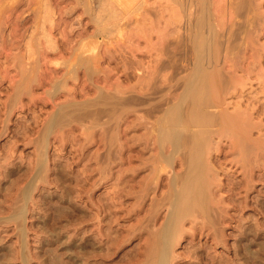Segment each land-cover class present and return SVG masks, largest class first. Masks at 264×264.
Segmentation results:
<instances>
[{
    "label": "rangeland",
    "instance_id": "obj_1",
    "mask_svg": "<svg viewBox=\"0 0 264 264\" xmlns=\"http://www.w3.org/2000/svg\"><path fill=\"white\" fill-rule=\"evenodd\" d=\"M81 1L0 0V264H153L152 249H161L170 222L165 264H264V0L239 7L223 0H101L99 7ZM206 22L224 41L210 71L228 69L220 68L224 87H212L229 94L220 90L226 103L214 96L205 109L219 114L227 105L236 113L238 106L248 132L243 127L241 139L211 134L205 165L212 166L198 179L204 210L179 221L172 211L189 160L184 145L173 147L164 136L191 140L198 127L184 126L187 102L181 125L165 124V115L179 105L183 77L193 71L190 51L180 64L176 41L205 34L199 27ZM210 170L220 178L211 179Z\"/></svg>",
    "mask_w": 264,
    "mask_h": 264
},
{
    "label": "bare ground",
    "instance_id": "obj_2",
    "mask_svg": "<svg viewBox=\"0 0 264 264\" xmlns=\"http://www.w3.org/2000/svg\"><path fill=\"white\" fill-rule=\"evenodd\" d=\"M82 1H85V0H82ZM81 1V2H82ZM90 1V0H89ZM94 3V6L95 7H99L100 5H101V3H102V1L101 0H92ZM112 1V0H111ZM189 1H191V0H189ZM197 1V0H196ZM206 0H201V2H205ZM209 1H211V0H209ZM215 1V0H214ZM219 1V0H218ZM222 1V0H221ZM220 1V2H221ZM225 3L227 2V3H229V6H230V4H233V6H240L239 4L240 3H249L250 2V4H252V2L251 1H253V0H223ZM222 1V2H223ZM256 1V0H255ZM261 1H263V0H261ZM45 2V1H44ZM88 2V1H87ZM104 2H105V0H104ZM103 2V3H104ZM183 2V1H182ZM187 2V1H186ZM191 2H193V1H191ZM198 2V1H197ZM199 2H200V0H199ZM254 2V1H253ZM257 2V1H256ZM255 2V3H256ZM39 4H41L40 2H38ZM43 3V2H42ZM79 3V2H78ZM84 3H86V1L84 2ZM91 3V2H90ZM210 3V2H209ZM239 3V4H238ZM44 4V3H43ZM106 4H107V2H106ZM211 4V3H210ZM213 4V3H212ZM218 4H219V2H218ZM236 4V5H235ZM254 4V3H253ZM109 5V4H108ZM181 5V4H180ZM200 5H201V3H200ZM214 5H215V3H214ZM222 5V4H221ZM223 5H225V4H223ZM48 6V5H47ZM46 6V8H48ZM90 6V5H89ZM88 6V7H89ZM142 6V5H141ZM146 6V5H145ZM212 6V5H211ZM211 6H209V7H211ZM232 6V5H231ZM242 6V5H241ZM44 7L45 6H43V8L42 9H44ZM51 7V6H50ZM71 7V6H70ZM87 7V6H86ZM111 7V6H110ZM110 7L108 6V7H105V8H109L110 9ZM182 7V6H181ZM199 7V6H198ZM224 7V6H223ZM247 7H249V6H247ZM83 8V7H82ZM144 8V7H143ZM182 8H184V7H182ZM181 8V9H182ZM219 8V7H218ZM253 8V7H252ZM49 9V8H48ZM69 9V8H68ZM85 9V12H86V8H84ZM89 9V8H88ZM93 9V8H92ZM99 9V8H98ZM98 9H96V11L98 10ZM114 9V8H113ZM180 9V10H181ZM199 9V8H198ZM211 9V8H210ZM232 9V8H231ZM235 9V8H234ZM237 9H239V8H237ZM260 9V8H259ZM104 10H106V9H103V11ZM111 10V9H110ZM151 10V9H150ZM243 10H244V8H243ZM258 10V9H257ZM89 11V10H88ZM93 11H94V9H93ZM92 11V12H93ZM101 10L99 9V11H98V13L96 14V18H97V15H99ZM102 11V12H103ZM208 11V10H207ZM239 11V10H238ZM248 11V10H247ZM254 11V10H253ZM41 12V11H40ZM44 12V11H43ZM47 12H48V10H47ZM47 12H45V13H47ZM49 12H50V10H49ZM53 12V11H52ZM66 12V11H65ZM95 12V11H94ZM105 12H107V11H105ZM111 12V11H110ZM113 12H114V10H113ZM112 12V13H113ZM148 12V11H147ZM182 12V11H181ZM180 12V13H181ZM191 12V11H190ZM203 12V11H202ZM209 12V11H208ZM217 12V11H216ZM104 13V12H103ZM108 13V12H107ZM111 13V15H113ZM115 13V12H114ZM179 12H177V14H178ZM205 13V12H204ZM211 13V12H210ZM246 13V12H245ZM244 13V14H245ZM90 14V13H89ZM190 14V13H189ZM192 14V13H191ZM233 14H234V12H233ZM236 14H238V13H236ZM261 14H262V12H261ZM263 14H264V11H263ZM42 15H43V13H42ZM50 15V14H49ZM92 15V14H91ZM110 15V16H111ZM194 15V14H193ZM199 15V14H198ZM197 15V16H198ZM207 15H208V13H207ZM210 15V14H209ZM249 15H251V14H249ZM248 15V16H249ZM48 16V15H47ZM93 16V15H92ZM196 16V17H197ZM239 16V15H238ZM254 17L256 16L255 14L253 15ZM262 16V15H261ZM264 16V15H263ZM40 17V16H39ZM38 17V18H39ZM43 17H44V15H43ZM89 17H90V15H89ZM108 17V16H107ZM181 17H182V15H181ZM187 17V16H186ZM188 17H189V15H188ZM199 17H200V15H199ZM253 17V18H254ZM111 18H113V17H111ZM114 18H116V17H114ZM183 18V17H182ZM207 18H210V17H207ZM248 18H250V17H248ZM252 18V19H253ZM261 18H263V17H261ZM46 19V18H45ZM52 19V18H51ZM91 19H93V18H91ZM101 19V18H100ZM103 19V18H102ZM106 19V18H105ZM104 19V20H105ZM110 19V18H109ZM118 19V18H117ZM190 19V18H189ZM38 20V19H37ZM49 20V19H48ZM47 20V21H48ZM94 20H96V19H94ZM111 20V19H110ZM122 20V19H121ZM201 20H202V18H201ZM210 20V19H209ZM255 20V19H254ZM261 20V19H260ZM45 21V20H44ZM51 21V20H50ZM189 21V20H188ZM206 21V20H205ZM205 21H204V24H205ZM250 21V20H249ZM259 21V20H258ZM43 22V21H42ZM52 22V21H51ZM50 22V23H51ZM97 22L98 23H100L99 22V16H98V20H97ZM190 22V21H189ZM196 22V21H195ZM208 22V21H207ZM206 22V23H207ZM211 22V21H210ZM232 22V21H231ZM97 23V24H98ZM112 23V22H111ZM192 23V22H191ZM234 23V22H233ZM236 23V22H235ZM254 23V22H253ZM52 24V23H51ZM211 24V23H210ZM210 24L209 23H207V25H209L210 26ZM262 24H264V23H262ZM102 25V24H101ZM195 25V24H194ZM200 25H202V23H200L199 24V26ZM206 25V24H205ZM244 25H246V24H244ZM252 27H253V25L252 24H250ZM103 26V25H102ZM115 26V25H114ZM118 26V25H117ZM203 26V25H202ZM209 26L208 27H206L205 28V26L204 27H199L200 28V30H201V28H202V30L203 31H206V35L204 34V33H202V35L201 36H194V38H193V36H192V40H191V42H190V40H188L189 41V44L187 43V41H185V38L186 37H183L182 35H180V37L182 36V38L180 39V38H176V40H178V41H176L177 42V45L176 46H178V48H179V53L181 52V57H179L180 58V64L183 66V65H185L184 63H182V61L184 60V56H186L187 57V55H189V56H191L190 54H188V51H190V53L192 54V56L193 57H191V58H193V61L191 60V59H189V56H188V58L187 59H189L190 61H189V63H191V65H192V69H193V71H192V69L190 68V70L192 71V72H190V70H189V72L191 73H187V74H190V76L188 77L187 76V74L185 75V76H187L188 78H186L185 76L183 77V78H185V80L183 79H181L182 80V84H183V86H184V90H183V92H182V89H181V91L180 92H182V93H180L179 92V94H178V100H179V102H178V104L179 105H177V106H175V108L174 109H171L172 111H170L171 113H170V115L166 118V116L167 115H165V119H168V120H166V122H165V124L167 123V121H168V123H172V124H174L175 125V123H176V126L180 123V125H181V121H180V118L182 117V113H181V106H182V104L183 103H185V102H187V106H186V108H185V110H186V112L184 111V113H186V115H184V120H185V125L184 126H186V124H193L194 126H197L198 128H197V130L193 133V131H191V133H193V134H190V136L192 135V137H190L189 139H191V140H188V138L186 137V136H183V134H182V136H180V137H177V138H174V139H172V137L170 136V133L169 132H171V131H168V134L167 135H165L164 137H165V139L166 140H168L169 142H171L172 143V146L173 147H177V145H181V146H183L184 148H186V149H184V150H186L187 152V154H186V156L188 157V162H187V164L186 165H188V167H185V170H186V176L185 177H183L184 179H185V181H186V183H184L183 182V180L184 179H182L181 180V182L183 183V189H182V187H181V190H180V187H178L179 188V201L176 203V209H173V211H172V213H173V215H175V219L177 220H179V221H181V219L185 216V215H188V214H191L192 213V215H193V212L194 211H196V209L197 208H203V210H204V207H203V202H204V200H205V198L203 197V189H204V187H203V189H202V187L199 185L200 183L198 182L199 180V178L202 176V171L204 170L203 169V167L204 168H206L207 169V167H206V165H205V161L207 160H205V156H206V158L208 157L207 155V152H209L208 150H210L209 148H210V146L211 145H213V144H211L210 146H209V144H210V139H211V143H212V138H211V136L214 134V135H217V136H219V135H221V136H223V135H225L226 133H228V132H230L231 134H235L236 136H235V138L237 139V138H239V139H241V138H243V136L241 137V129L243 128V127H245L246 125H244L245 124V122L247 121V119L244 117L245 115H246V113L245 114H243L242 112L243 111H237V109H238V106H237V108L236 107H234V108H236V111H234V112H236V113H233L231 110H229V113L226 111L227 110V105H226V108L224 109V112H222V113H219L218 114V111L217 112H215L214 111V113L212 112V113H209V111H208V109L206 110L205 109V107H208L209 105H210V103H211V105L210 106H212V104H215V103H213V101H212V98L215 96V98H217V100H220L219 102H221V99H219V93H220V90H223V94H221V95H226V94H229V93H227V91H226V89L225 88H221V89H217L218 87H216V89H214V87H212V85H215V84H218V86H220L221 84V86H223V83L226 81L225 80V73H224V75L221 73V70L222 69H225L224 67H219V69L218 68H216V70H215V72L214 73H211V67L213 68V67H218L217 66V61H216V58H215V55H218L217 54V51H219V52H222L220 49V45H223V43H224V41H222L223 40V38H222V35H218V32L216 33V35L214 34V32L212 33V31H214V30H212L211 28L214 26H210V28H209ZM217 26V25H216ZM255 26V25H254ZM263 26V25H262ZM261 26V27H262ZM116 27V26H115ZM184 27V26H183ZM192 27V26H191ZM194 27H196V26H194ZM222 26H220V28H221ZM238 27V26H237ZM245 27V26H244ZM102 28V27H101ZM178 28V27H177ZM193 28V27H192ZM191 28V29H192ZM198 28V29H199ZM264 28V27H263ZM106 28H104L103 27V31L105 30ZM180 29V28H179ZM244 29V28H243ZM94 30L95 29H93V32H94ZM178 30V29H177ZM195 30H196V28H195ZM226 30V29H225ZM232 30V29H231ZM234 30V29H233ZM246 30V29H245ZM253 30V29H252ZM258 30V29H257ZM183 31H185L184 29H183ZM220 31H221V29H220ZM229 31V30H228ZM241 31V30H240ZM251 31V30H250ZM178 32V31H177ZM196 32V31H195ZM222 32V31H221ZM230 32H232V31H230ZM254 32V31H253ZM189 33H191V32H189ZM197 33V32H196ZM196 33H194V34H196ZM199 33V32H198ZM225 33V32H224ZM234 33V32H233ZM257 33V32H256ZM261 33V32H260ZM42 34V33H41ZM98 34V33H97ZM181 34H182V32H181ZM187 34V33H186ZM193 34V35H194ZM204 34V35H203ZM239 33H237V35H238ZM248 34V33H247ZM246 34V35H247ZM259 34V33H258ZM92 35V34H91ZM138 35V34H137ZM226 35V34H225ZM228 35V34H227ZM231 35V33H229V36ZM232 35H234V34H232ZM231 35V36H232ZM236 34H235V36H237ZM260 35V34H259ZM262 35V34H261ZM86 36V35H85ZM179 36V35H178ZM177 36V37H178ZM220 36H221V38L222 39H220ZM231 36H230V39H231ZM239 36V35H238ZM249 36V35H248ZM247 36V37H248ZM258 36V35H257ZM46 37V36H45ZM189 38L188 39H190V34H189V36H188ZM246 37V36H245ZM228 38V37H227ZM232 38H234L235 39V37H233L232 36ZM240 38V37H239ZM250 38V37H249ZM248 39V38H247ZM56 40H57V38H56ZM225 40V39H224ZM245 40V39H244ZM250 40V39H249ZM55 41V40H54ZM81 41V40H80ZM169 41V40H168ZM231 41V40H230ZM235 41V40H234ZM246 41V40H245ZM48 42H50V41H48ZM172 42V41H171ZM170 42V43H171ZM223 42V43H222ZM243 42V41H242ZM247 42V41H246ZM54 43V42H53ZM139 43V42H138ZM137 43V44H138ZM170 43H167V44H170ZM227 43H231V42H227ZM233 43V42H232ZM46 44V43H45ZM172 45H173V43H171ZM220 44V45H219ZM244 44V43H243ZM175 45V44H174ZM218 46V48H216V46ZM226 45V44H225ZM231 45V44H230ZM237 45V44H236ZM47 46V45H46ZM120 46V45H119ZM131 46V45H130ZM134 46V45H133ZM176 46H174V47H176ZM188 46H189V48H190V50H188L187 48H188ZM220 46V47H219ZM56 47V46H55ZM223 47V46H222ZM226 47H228V45H226ZM54 48V47H53ZM119 48V47H118ZM228 48H230V47H228ZM228 48H226L227 49V51H228ZM52 49V48H51ZM176 49H177V47H176ZM219 49V50H218ZM234 49V48H233ZM237 49V48H236ZM148 50V49H147ZM157 50V49H156ZM172 50V49H171ZM222 50H223V48H222ZM242 50V49H241ZM135 51V50H134ZM138 51V50H137ZM231 51V50H230ZM232 51H234V50H232ZM232 51L230 52V54L232 53ZM177 52V51H176ZM175 52V53H176ZM108 53H109V51H108ZM135 53V52H134ZM234 53V52H233ZM97 55V54H96ZM110 55V54H109ZM176 55V54H175ZM182 55H183V57H182ZM219 55H221V54H219ZM238 55V54H237ZM101 56V55H100ZM108 56V55H107ZM152 56V55H151ZM180 56V55H179ZM225 56H227V55H225ZM90 57V56H89ZM95 57V56H94ZM220 57L221 56H219V60H220ZM82 58H84V57H82ZM161 58V57H160ZM160 58H158V60L160 59ZM226 58V57H225ZM229 58V57H228ZM36 59V58H35ZM35 59H34V61H35ZM75 59V58H74ZM79 59H80V56H79ZM96 59H98V55H97V57H96ZM227 59V58H226ZM230 59V58H229ZM233 59V58H232ZM37 60V59H36ZM88 60V59H87ZM90 60V59H89ZM72 61V60H71ZM74 61V60H73ZM76 61V60H75ZM74 61V62H75ZM79 61V60H78ZM81 61H83V60H81ZM81 61H79V62H81ZM185 61V60H184ZM188 61V60H187ZM225 61V60H224ZM235 61V60H234ZM92 62H94V61H92ZM95 62H96V60H95ZM223 62V61H222ZM84 63V62H83ZM89 63V62H88ZM149 63V62H148ZM152 63V62H151ZM173 63V62H172ZM72 64V63H71ZM85 64V63H84ZM94 64V63H93ZM142 64H143V62H142ZM159 64V63H158ZM223 64V63H222ZM231 64H233L232 62H231ZM69 65H70V62H69ZM77 65H78V63H77ZM86 65V64H85ZM125 65V64H124ZM188 65V64H187ZM226 65V64H225ZM236 65H237V63H236ZM68 66V65H67ZM159 66V65H158ZM220 66V65H219ZM222 66V65H221ZM71 67V66H70ZM69 67V68H70ZM74 67V66H73ZM76 67H78V66H76ZM75 67V68H76ZM85 67V66H84ZM97 67V66H96ZM173 67H174V65H173ZM176 67H177V65H176ZM188 67V66H187ZM232 67V66H231ZM234 67H235V65H234ZM78 68H80V65H79V67ZM175 68V67H174ZM220 68H221V70H220ZM71 69V68H70ZM153 69V68H152ZM156 69V68H155ZM176 69V68H175ZM178 69V68H177ZM236 69V68H235ZM86 70V69H85ZM93 70V69H92ZM97 70H98V68H97ZM174 70V69H173ZM230 70V69H229ZM34 71V70H33ZM68 71V70H67ZM66 71V72H67ZM88 71V70H87ZM93 71H96V70H93ZM224 70H222V72H223ZM227 71H228V69H227ZM227 71H224V72H227ZM53 72V71H52ZM57 72V71H56ZM69 72V71H68ZM99 72V71H98ZM188 72V71H187ZM231 72V71H230ZM65 73V72H64ZM34 74H36V73H34ZM72 74H73V72H72ZM183 74V73H182ZM33 75V74H32ZM66 75V74H65ZM73 75H75V74H73ZM86 75V74H85ZM71 76V75H70ZM225 76V77H224ZM229 76V75H228ZM232 76V75H231ZM30 77V76H29ZM34 77V76H33ZM64 78H65V76H63ZM62 77V78H63ZM67 77V76H66ZM92 77V76H91ZM57 78H59V77H57ZM63 78V79H64ZM178 78V77H177ZM30 79V78H29ZM31 79H33V78H31ZM31 79H30V81H31ZM55 79V78H54ZM76 79V78H75ZM146 79V78H145ZM226 79H227V77H226ZM230 79V78H229ZM28 80V79H27ZM37 80V79H36ZM62 80V79H61ZM66 80V79H65ZM179 81H177V83L178 82H181L180 81V79H178ZM228 80V79H227ZM232 80V79H231ZM237 80V79H236ZM57 81V80H56ZM60 82V81H59ZM65 82V81H64ZM33 83V82H32ZM232 83H235V82H232ZM231 83V84H232ZM238 83V82H237ZM51 84V83H50ZM60 84V83H59ZM241 84V83H240ZM65 85H66V82H65ZM178 85V84H177ZM176 85V86H177ZM179 85H181V84H179ZM239 85V84H238ZM242 85V84H241ZM240 85V86H241ZM49 86H51V85H49ZM59 86V85H58ZM183 86H180V87H182L183 88ZM220 86V87H221ZM231 86V85H230ZM65 87V86H64ZM211 87L213 88V89H211ZM224 87V86H223ZM227 87V86H226ZM234 87V86H233ZM239 87V86H238ZM242 87H243V85H242ZM245 87V86H244ZM60 88H62L63 89V87H61L60 86ZM59 88V89H60ZM66 88V87H65ZM64 88V89H65ZM122 88H124V87H122ZM152 88H154V87H152ZM179 88V87H178ZM177 88V89H178ZM234 88H236V87H234ZM67 89V88H66ZM127 89V88H126ZM150 89V88H149ZM229 89V88H228ZM102 90V89H101ZM125 90V89H124ZM174 90V89H173ZM215 90V91H214ZM225 90V91H224ZM234 90V89H233ZM60 91V90H59ZM232 91V90H231ZM237 91V90H236ZM51 92V91H50ZM58 92V91H57ZM107 92H108V90H107ZM226 92V93H225ZM234 92V91H233ZM115 93V92H114ZM125 93H126V91H125ZM152 93V92H151ZM175 93V92H174ZM239 93H241V92H239ZM243 93V92H242ZM100 94V93H99ZM169 94H170V92H169ZM52 95V94H51ZM145 95H147V94H145ZM171 95V94H170ZM237 95V94H236ZM99 96H101V95H99ZM70 97V96H69ZM72 97H74V96H72ZM76 97V96H75ZM102 97V96H101ZM113 97V96H112ZM146 97V96H145ZM66 98V97H65ZM64 98V99H65ZM109 98V97H108ZM115 98V97H114ZM117 98V97H116ZM115 98V99H116ZM119 98V97H118ZM71 99V98H70ZM99 99V98H98ZM104 99V98H103ZM110 99V98H109ZM163 99H165V98H163ZM226 96H224L223 97V101L225 102L226 100ZM236 99V98H235ZM75 100V99H74ZM81 100V99H80ZM83 100V99H82ZM120 100H122V98H120ZM231 100H232V98H231ZM65 101V100H64ZM92 101H94V100H92ZM100 100H98V102H99ZM103 101V100H102ZM161 101V100H160ZM222 101V102H223ZM66 102V101H65ZM79 102V101H78ZM168 102V101H167ZM221 102V103H222ZM223 102V103H224ZM231 101H229V103H230ZM81 103V102H80ZM86 103V102H85ZM118 103V102H117ZM226 103V102H225ZM224 103V104H225ZM228 103V101H227V104H229ZM247 103V102H246ZM61 104V103H60ZM59 104V105H60ZM69 104V103H68ZM100 103H98V105H99ZM104 104H105V102H104ZM159 104V103H158ZM217 104V103H216ZM240 104V103H239ZM64 105V104H63ZM62 105V106H63ZM106 105V104H105ZM112 105V104H111ZM116 105V103L114 104V106ZM170 105V104H169ZM223 105V104H222ZM230 105V104H229ZM237 105V104H236ZM256 105V104H255ZM254 105V106H255ZM57 106V105H56ZM94 106H95V104H94ZM154 106V105H153ZM215 106V105H214ZM220 106V105H219ZM231 106V105H230ZM253 106V107H254ZM59 107V106H58ZM81 107V106H80ZM97 107V106H96ZM216 107V106H215ZM217 107H218V105H217ZM225 107V106H224ZM242 107V106H241ZM249 107V106H248ZM252 107V106H251ZM65 108V107H64ZM64 108H62V109H64ZM101 108V107H100ZM163 108V107H162ZM173 108V107H172ZM243 108V107H242ZM69 109V108H68ZM155 109V108H154ZM240 109V108H239ZM245 109H248V108H245ZM262 109V108H261ZM57 110V109H56ZM59 110V109H58ZM66 110V109H65ZM64 110V111H65ZM81 110V109H80ZM98 110V109H97ZM104 110V109H103ZM110 110V109H109ZM170 110V109H169ZM249 110H250V108H249ZM252 110L254 111L255 109H253L252 108ZM251 110V111H252ZM77 111V110H76ZM102 111V110H101ZM100 111V112H101ZM151 111H152V109H151ZM150 111V112H151ZM162 111V110H161ZM212 111V110H211ZM226 111V112H225ZM230 111H231V114H230ZM262 111V110H261ZM83 112H85V111H83ZM96 112V111H95ZM237 112H241V115L239 114V113H237ZM246 112V111H245ZM65 113V112H64ZM98 113H99V111H98ZM164 113V112H163ZM217 113V114H216ZM77 114V113H76ZM97 114V113H96ZM168 114H169V112H168ZM260 114V113H259ZM79 115V114H78ZM213 115V116H212ZM244 115V116H243ZM248 115H249V113H248ZM74 116V115H73ZM106 116V115H105ZM164 116V115H163ZM241 116V117H240ZM244 117V119H243V117ZM258 116H260V115H258ZM52 117H53V115H52ZM51 116H50V118H52ZM79 117V116H78ZM157 117V116H156ZM247 117V116H246ZM242 118V119H241ZM248 118V120L249 119H251V118H249V117H247ZM164 119V120H165ZM254 119V118H253ZM49 120V119H48ZM58 120V119H57ZM64 120V119H63ZM157 120V119H156ZM160 120H161V118H160ZM242 120H246L245 122L244 121H242ZM259 120V119H258ZM51 121V120H50ZM252 121V120H251ZM257 121V120H256ZM262 121V120H261ZM260 121V122H261ZM63 122V121H62ZM179 122V123H178ZM253 122V121H252ZM258 122V121H257ZM178 123V124H177ZM249 123H251V122H249ZM172 124H171V127H173L172 126ZM190 124V125H191ZM253 124H254V122H253ZM257 124V123H256ZM260 124V123H259ZM154 126H156V125H154ZM161 126V125H160ZM167 126V125H166ZM165 126V127H166ZM169 126V125H168ZM257 126V125H256ZM188 127V126H187ZM190 127V126H189ZM264 127V126H263ZM246 128V127H245ZM255 128H258V127H255ZM162 129H163V127H162ZM161 129V130H162ZM172 129V128H171ZM154 130V129H153ZM165 130H170V129H165ZM174 130V129H173ZM187 130H188V128H187ZM252 130V129H251ZM252 131H254V130H252ZM45 132V131H44ZM150 132V131H149ZM155 132V131H154ZM165 132H167V131H165ZM188 132H190V131H188ZM246 132H248L247 131V128H246ZM260 132V131H259ZM159 133L161 134V137H162V133H161V131H159ZM171 133H173V132H171ZM175 133V132H174ZM185 133L186 132H184V135H185ZM229 133V134H230ZM250 133H251V131H249V136H251L250 135ZM262 133H264V132H262ZM176 134V133H175ZM189 134V133H188ZM212 134V135H211ZM230 134V135H231ZM244 134H245V132H244ZM177 135V134H176ZM233 135H232V137H233ZM263 135V134H262ZM154 136V135H153ZM227 136V135H226ZM260 136V135H259ZM246 137V136H245ZM257 137V136H256ZM264 137V136H263ZM262 137V138H263ZM44 138V137H43ZM227 138H228V136H227ZM250 138H252V137H250ZM261 138V137H260ZM260 138H258V139H260ZM231 139V138H230ZM246 140L247 139H249V138H245ZM156 140V139H155ZM161 140H162V138H161ZM160 140V141H161ZM44 141V140H43ZM163 142L165 141L164 139L162 140ZM189 141H190V144H187V143H189ZM239 142H241L242 140H238ZM250 141V140H249ZM260 141V140H259ZM162 142V143H163ZM239 142H238V144H239ZM244 142H246V141H244ZM263 142H264V140H263ZM166 143V142H165ZM168 143V142H167ZM214 143V142H213ZM258 143V142H257ZM261 143V142H260ZM260 143H259V145H260ZM159 144H161L160 142H159ZM250 144V143H249ZM262 144H264V143H262ZM165 145V144H164ZM189 145V146H188ZM216 145V144H215ZM240 145V144H239ZM244 145H246V143L244 144ZM253 145V144H252ZM254 146V145H253ZM257 146V145H256ZM40 147H42V146H40ZM161 147H163V145L161 146ZM165 148H166V145L164 146ZM215 147V146H214ZM240 148H242L241 146H239ZM238 147V148H239ZM248 147V146H247ZM258 147V146H257ZM257 147H256V149H257ZM213 148V147H212ZM176 149V148H175ZM259 149V148H258ZM179 150V149H178ZM183 150V149H182ZM236 150V149H235ZM211 151V150H210ZM218 151V150H217ZM250 151V150H249ZM256 151V150H255ZM264 151V150H263ZM184 152V151H183ZM259 152V151H258ZM261 152V151H260ZM185 153V152H184ZM210 153V152H209ZM212 153V152H211ZM207 154V155H206ZM224 154V153H223ZM232 154V153H231ZM238 155H239V153H237ZM237 154H236V156H237ZM241 154H242V152H241ZM262 154V153H261ZM185 155V154H184ZM210 155V154H209ZM243 155H245V154H243ZM39 157V156H38ZM38 157H37V159H38ZM219 157V156H218ZM226 157V156H225ZM41 158H42V156H41ZM170 158V157H169ZM174 158V157H173ZM177 158V157H176ZM181 158V157H180ZM208 158H210V157H208ZM238 158V157H237ZM245 158V157H244ZM40 159V158H39ZM156 159V158H155ZM171 159V158H170ZM223 159V158H222ZM41 160V159H40ZM167 160H168V158H167ZM181 160V159H180ZM234 160V159H233ZM236 160H238V159H236ZM241 160V159H240ZM159 161V160H158ZM157 161V162H158ZM171 161V160H170ZM239 161V160H238ZM247 160H245L244 162H246ZM252 161V160H251ZM175 162V161H174ZM182 162V161H181ZM207 162H209V160L207 161ZM221 162V161H220ZM235 162V161H234ZM240 162V161H239ZM241 162H242V160H241ZM218 163V162H217ZM38 164V163H37ZM158 164V163H157ZM175 164V163H174ZM181 164H183V163H181ZM209 164V163H208ZM242 164V163H241ZM247 164V163H246ZM243 165V164H242ZM41 166V165H40ZM185 166V165H184ZM208 167H211V166H209V165H207ZM241 166V165H240ZM244 166V165H243ZM161 167V166H160ZM159 167V168H160ZM169 167V166H168ZM172 167V166H171ZM170 167V168H171ZM158 168V169H159ZM188 168V169H187ZM246 168V167H245ZM154 169V168H153ZM157 169V170H158ZM179 169V168H178ZM209 169V168H208ZM206 170V171H209V170ZM211 170H212V168H210ZM152 170V169H151ZM185 170H184V172H185ZM211 170H210V172H208V173H206V171H205V174H209V173H211ZM39 171V170H38ZM42 171H44L43 169H42ZM183 172V173H184ZM214 172V174L215 173H218L217 171L215 172V171H213ZM38 173H40V172H38ZM152 174H154V173H152ZM177 174V173H176ZM182 174V173H181ZM222 174V173H221ZM35 175V174H34ZM38 175V174H37ZM182 175H184V174H182ZM213 174L211 173V179H214L215 177H216V175L214 176V178H212L213 176H212ZM219 175V174H218ZM230 175V174H229ZM36 176V175H35ZM153 176V175H152ZM174 176V175H173ZM179 176V175H178ZM208 177L210 176V175H207ZM43 178V177H42ZM149 178V177H148ZM179 178V177H178ZM181 178H182V176H181ZM202 178H204V181L206 182V176L205 175H203V177ZM218 178H220V177H216V179H218ZM151 179V178H150ZM201 179V178H200ZM175 180V179H174ZM179 180V179H178ZM147 181H149V179L147 180ZM146 181V182H147ZM171 181V180H170ZM204 181H203V179L201 180V184L203 185V183H204ZM177 182V181H176ZM203 182V183H202ZM208 182V181H207ZM214 182H216V180L214 181ZM219 182V181H218ZM238 182V181H237ZM150 183V182H149ZM152 183V182H151ZM179 183L180 182H178V185H179ZM199 183V184H198ZM208 183H212V180L210 181L209 180V182ZM207 183V184H208ZM170 184V183H169ZM175 184V183H174ZM184 184H186L185 186H184ZM246 184H247V181H246ZM177 185V186H178ZM181 185V184H180ZM206 185V184H205ZM218 186V185H217ZM174 187H176L175 185H174ZM210 188H211V186H209ZM209 187H207V188H209ZM177 188V187H176ZM176 188H174V189H176ZM209 188V189H210ZM147 189V188H146ZM145 189V190H146ZM31 190V189H30ZM178 189H176V191H177ZM213 190H214V188H213ZM172 191V190H171ZM175 191V193L172 191V193H174V194H172V195H174V197H175V195H176V192ZM181 191V192H180ZM203 191V192H202ZM209 191V190H208ZM29 192H31V191H29ZM24 193V192H23ZM168 193V192H167ZM206 193V192H205ZM216 193V192H215ZM211 195H212V193H210ZM206 195V194H205ZM204 195V196H205ZM30 196V195H29ZM213 196H215V195H213ZM172 197V196H171ZM209 197V196H208ZM207 198V197H206ZM213 198V197H212ZM20 199V198H19ZM167 199H169V197L167 198ZM207 199H209V198H207ZM218 199V198H217ZM17 200V199H16ZM21 200V199H20ZM161 200V199H160ZM164 200V199H163ZM176 200V199H175ZM174 200V201H175ZM215 200V199H214ZM162 201V200H161ZM171 201V200H170ZM172 201H173V198H172ZM207 201V200H206ZM218 201V200H217ZM217 201H215L214 203L216 204V202ZM18 202V201H17ZM176 202V201H175ZM212 202V201H211ZM171 203H174V202H171ZM219 203V202H218ZM218 203H217V205H218ZM221 203V202H220ZM21 204V203H20ZM208 204V203H207ZM161 205H162V203H161ZM208 206V205H207ZM224 206V205H223ZM25 207V206H24ZM225 207V206H224ZM21 208V207H20ZM157 208V207H156ZM159 208V207H158ZM19 209V208H18ZM200 209V210H201ZM209 209V208H208ZM207 209V210H208ZM206 210V211H207ZM202 212V211H201ZM23 213V212H22ZM156 213V212H155ZM209 213V212H208ZM207 213V214H208ZM19 214H20V212H19ZM197 214V213H196ZM210 214V213H209ZM208 214V215H209ZM222 214V213H221ZM200 215H202V214H200ZM207 215V216H208ZM172 216V215H171ZM171 216H170V218H171ZM194 217H196L195 215H193ZM192 216V217H193ZM199 216V215H198ZM216 216H217V214H216ZM174 216H172V220L174 219L173 218ZM214 217V216H213ZM169 218V217H168ZM22 219V218H21ZM151 219V218H150ZM165 219V218H164ZM170 219V220H171ZM206 219V218H205ZM165 221V220H164ZM211 221V220H210ZM150 222V221H149ZM202 222V221H201ZM162 223V222H161ZM176 223V222H175ZM178 223V222H177ZM176 223V224H177ZM180 223V222H179ZM195 223H197V222H195ZM204 223V222H203ZM207 223V222H206ZM205 223V224H206ZM18 224V223H17ZM175 224V225H176ZM182 224V223H181ZM193 224V223H192ZM201 224V223H200ZM173 225H174V223L173 222H170V227L172 228L173 227ZM179 225V224H178ZM197 225V224H196ZM168 226V225H167ZM182 227V226H181ZM197 227V226H196ZM171 228H170V230H169V232L168 231H165V232H163L162 233V235H161V239L160 240H162L160 243H162V247H161V249H160V247H158L159 249L157 250L156 248H153L152 249V251H154L155 253H157L158 255H155L156 256V258H155V256H153L154 258V260H151V261H154L153 262V264H165L166 263V260H165V255H166V253H167V250H168V247L166 246L167 245V243L169 242V236H168V234H167V232L170 234V231H171ZM176 228H177V226H176ZM156 229H158V228H156ZM160 229H162V228H160ZM166 230V229H165ZM181 230H183V229H181ZM184 230H185V228H184ZM196 230V229H195ZM161 231V230H160ZM179 231V228H177V232L176 233H179L178 232ZM183 232V231H182ZM184 233V232H183ZM180 234H182L181 232H180ZM159 235V234H158ZM178 235V234H177ZM180 236V235H179ZM158 238H160V235H159V237ZM176 238H178V237H176ZM154 239V238H153ZM155 241V240H154ZM159 242V239H157L156 240V242ZM177 241V240H176ZM175 241V242H176ZM152 242V241H151ZM175 244V243H174ZM71 247V246H70ZM80 249V248H79ZM173 249V248H172ZM171 249V250H172ZM170 250V249H169ZM169 250H168V252H169ZM80 251H81V249H80ZM157 251V252H156ZM82 252V251H81ZM154 252H152V253H154ZM151 253V254H152ZM150 254V253H149ZM173 254V253H172ZM149 256H151V255H149ZM167 256V255H166ZM174 256V255H173ZM179 256V255H178ZM172 256H170V258H171ZM150 258V257H149ZM148 258V259H149ZM158 258V259H157ZM132 259H133V257H132ZM145 259V258H144ZM174 259V258H173ZM141 260V259H140ZM157 260V261H156ZM168 260V259H167ZM172 260V259H171ZM145 262V261H144ZM147 262V261H146ZM169 262V261H168ZM134 263V262H133ZM138 263V262H137ZM146 264V263H145ZM152 264V263H151ZM174 264V263H173Z\"/></svg>",
    "mask_w": 264,
    "mask_h": 264
}]
</instances>
